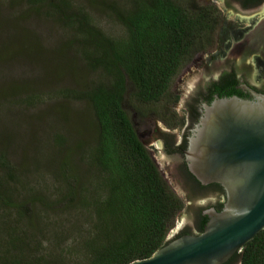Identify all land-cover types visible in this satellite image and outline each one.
<instances>
[{
	"label": "trees",
	"instance_id": "trees-1",
	"mask_svg": "<svg viewBox=\"0 0 264 264\" xmlns=\"http://www.w3.org/2000/svg\"><path fill=\"white\" fill-rule=\"evenodd\" d=\"M96 1L89 3L94 6ZM22 2L41 18L51 19L66 33L71 32L59 54L65 63L72 61L65 65L66 71L71 73L74 62L73 58L67 59L68 55H75L84 69L101 77L85 89L60 90L62 100L85 102L91 107L94 119L79 123L76 129L91 131L86 145L68 146L63 136L57 137L58 155L63 154L58 170L61 190L58 200L48 207L62 216L75 212L89 217V229L79 244L84 261L79 264H130L147 259L170 242L168 233L184 204L150 159L124 101L130 90L139 103L160 101L180 67L212 47L219 11L196 0H129L122 8L112 6L126 31L124 39L115 40L93 23L85 6L74 0ZM237 75L225 72L218 81L210 83L208 104L214 99L213 93L244 98L241 88H237ZM67 154L79 157L87 170L85 175L66 162ZM0 169L12 172L3 156ZM89 172L92 176L87 177ZM8 184L0 176V207L4 209L13 206ZM22 208H16L20 223L25 217L20 212ZM6 221L2 228L9 238L7 245L16 253L8 249L0 264H66L57 258L31 255L21 244L16 248L21 231L12 230L11 221ZM32 223L26 221L27 226L32 227ZM203 228L204 225L200 232ZM231 260L264 264V230Z\"/></svg>",
	"mask_w": 264,
	"mask_h": 264
},
{
	"label": "rangeland",
	"instance_id": "rangeland-1",
	"mask_svg": "<svg viewBox=\"0 0 264 264\" xmlns=\"http://www.w3.org/2000/svg\"><path fill=\"white\" fill-rule=\"evenodd\" d=\"M13 1L0 0V157L12 171L0 169V176L9 181L8 195L13 205L10 209L0 207V258L9 251L16 253L7 245L9 238L2 228L8 220L12 230L21 231L16 248L21 244L31 255L79 264L84 261L79 244L89 229V217L75 212L62 216L48 206L58 200L61 190L58 170L63 154L58 155L57 137L63 136L68 146L86 145L91 131L76 129L81 122L91 123L94 113L85 102L62 100L60 90L85 89L101 77L84 69L75 55H68L67 59L73 58L74 62L71 73L66 71L65 65L72 61L65 63L59 54L71 32L66 33L56 22L30 11L22 0ZM74 1L85 6L93 23L106 35L115 40L125 38L126 31L112 6L122 8L129 0H97L92 3L94 6L89 0ZM196 1L214 4L219 10L214 43L180 67L160 101L139 103L131 96V90L128 92L124 108L136 131L141 132L162 118L184 116L186 107L205 94L207 81L233 68L244 82L264 89V67L259 70L256 64V58L264 60V6L239 11L228 7L238 8L235 0ZM251 20L256 21L251 24ZM247 26L252 27L246 31ZM244 29L243 38L233 33ZM250 64L254 69L245 71ZM60 116L66 119L61 120ZM66 162L85 175L87 170L78 156L67 154ZM21 206L20 212L25 215L22 223L17 221L20 216L16 210ZM196 210L195 203L183 208L168 239L184 229L195 230ZM27 220L33 221L32 227L27 226Z\"/></svg>",
	"mask_w": 264,
	"mask_h": 264
},
{
	"label": "water",
	"instance_id": "water-1",
	"mask_svg": "<svg viewBox=\"0 0 264 264\" xmlns=\"http://www.w3.org/2000/svg\"><path fill=\"white\" fill-rule=\"evenodd\" d=\"M210 81H207V85ZM215 96L204 103L187 159L202 183L226 191L222 211H207L198 235H182L130 264H225L264 230V94Z\"/></svg>",
	"mask_w": 264,
	"mask_h": 264
},
{
	"label": "flooded vegetation",
	"instance_id": "flooded-vegetation-1",
	"mask_svg": "<svg viewBox=\"0 0 264 264\" xmlns=\"http://www.w3.org/2000/svg\"><path fill=\"white\" fill-rule=\"evenodd\" d=\"M235 1L238 3V8L233 6L228 7L241 11V9L254 10L264 6V0ZM201 5L216 7L214 4L210 3ZM255 21L256 20H251V24ZM251 27L252 26H247L245 28L246 31ZM245 29L243 31L235 30L233 33L235 36L243 38ZM256 64L259 70H263L264 60L256 58ZM245 68V71L254 69L252 65H246ZM225 72L236 73L237 71L233 68L229 71L221 72L219 76L212 79L210 83L218 81ZM237 78V88H241V92L244 94L245 99H252V97L249 92L245 91L243 88H250L256 92L264 93V89H257L258 87L244 82L243 79L239 78V75H237ZM209 84L206 87L203 97L186 107L187 112L184 116L162 118L153 122L149 127H145L143 131H136L161 177L170 189L180 198L184 207L186 205H192L193 203L197 206L195 212V230L190 228L184 229L176 237L200 234L201 227L208 221L207 211L210 209H214L217 212L222 211L227 200L226 191L220 184H204L191 173L187 159L190 138L193 135L195 126L200 121L203 104L208 103ZM211 96L214 98L218 95L213 93ZM176 237L172 236L170 239ZM231 259L225 264H239Z\"/></svg>",
	"mask_w": 264,
	"mask_h": 264
}]
</instances>
